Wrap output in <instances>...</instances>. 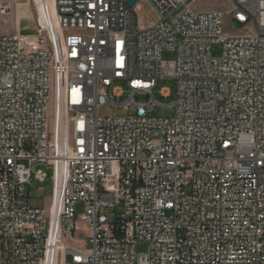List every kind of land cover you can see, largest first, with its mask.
Here are the masks:
<instances>
[{
    "label": "built area",
    "instance_id": "2783aa9c",
    "mask_svg": "<svg viewBox=\"0 0 264 264\" xmlns=\"http://www.w3.org/2000/svg\"><path fill=\"white\" fill-rule=\"evenodd\" d=\"M21 1L0 0V17ZM23 1L34 35L0 33V264H43L52 229L53 264H264V0H144L145 27L139 0H53L59 55ZM225 14L245 32L224 35ZM166 78L174 115L152 117ZM116 82L131 114L101 116ZM49 165V206H30Z\"/></svg>",
    "mask_w": 264,
    "mask_h": 264
},
{
    "label": "rangeland",
    "instance_id": "374dc122",
    "mask_svg": "<svg viewBox=\"0 0 264 264\" xmlns=\"http://www.w3.org/2000/svg\"><path fill=\"white\" fill-rule=\"evenodd\" d=\"M40 5L39 10V22L48 32L51 40L54 43L57 54L61 53L60 42L58 37V24L55 14L54 4L52 0H35ZM195 10H208L217 8L226 11L230 6V0H195L192 3ZM135 12L137 14L138 23L141 27H145L155 20V14L152 9L144 0H139L134 5ZM37 16L34 11V4L32 1L26 2L21 1L18 3H13L11 10L8 14L0 17V33H26L31 36L34 35L35 31V21ZM248 25H242L234 20H228V16L225 14L223 17L222 33L224 35H239L244 33V27ZM161 58L164 60H173L176 58V53L173 51L164 50L161 53ZM121 86L124 89L123 95L116 97L108 93V98L111 103H106L98 108V114L101 116H126L130 115L128 106L121 105L128 95L126 91V86L124 82H116L113 85ZM162 88L169 89L168 96H162L160 90ZM153 94L155 100L160 104L153 107V110L149 113L152 117H172L175 112L174 105H168L173 102L176 98V84L173 79H161L156 83L153 89ZM146 100L145 96L137 95L135 96V101L144 102ZM52 106L48 103L47 105V130H51L52 124L54 128H58L57 115L52 116ZM56 114H60L59 112ZM37 167L33 168L31 172L30 182L25 186L24 194L27 197L28 203L33 207H45L48 208L49 200L52 195V167L41 166V168L46 173V179L44 181H38L34 178L33 174ZM56 212V203L53 202L52 213ZM80 226V225H79ZM76 239L83 238L85 236L84 232L76 231L74 233ZM74 243L78 245H84L86 248L90 244L86 241L85 244L75 240ZM147 242L145 240H136L134 244L135 253H145L147 251Z\"/></svg>",
    "mask_w": 264,
    "mask_h": 264
},
{
    "label": "bare ground",
    "instance_id": "6f19581e",
    "mask_svg": "<svg viewBox=\"0 0 264 264\" xmlns=\"http://www.w3.org/2000/svg\"><path fill=\"white\" fill-rule=\"evenodd\" d=\"M54 9H55V7H54ZM58 186L59 185H58V182H57V187ZM54 200H55V203H56V212L54 213V216L53 217H56L57 212H58V208H59V202H60V198H59V195L58 194L55 196ZM54 236H55V232L52 229V231H51V237H50V239L48 241V250H47L46 260H45V262L43 264H53V257H52L53 255L52 254H53V251L56 248L55 245H54Z\"/></svg>",
    "mask_w": 264,
    "mask_h": 264
},
{
    "label": "water",
    "instance_id": "95a60500",
    "mask_svg": "<svg viewBox=\"0 0 264 264\" xmlns=\"http://www.w3.org/2000/svg\"><path fill=\"white\" fill-rule=\"evenodd\" d=\"M136 0H128V4L132 5Z\"/></svg>",
    "mask_w": 264,
    "mask_h": 264
},
{
    "label": "crops",
    "instance_id": "0c3cea01",
    "mask_svg": "<svg viewBox=\"0 0 264 264\" xmlns=\"http://www.w3.org/2000/svg\"><path fill=\"white\" fill-rule=\"evenodd\" d=\"M229 20V19H228ZM147 26V25H146Z\"/></svg>",
    "mask_w": 264,
    "mask_h": 264
}]
</instances>
